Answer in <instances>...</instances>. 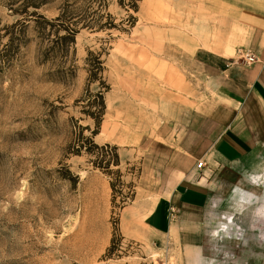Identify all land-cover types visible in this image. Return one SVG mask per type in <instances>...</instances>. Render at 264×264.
I'll list each match as a JSON object with an SVG mask.
<instances>
[{
  "label": "rangeland",
  "instance_id": "rangeland-1",
  "mask_svg": "<svg viewBox=\"0 0 264 264\" xmlns=\"http://www.w3.org/2000/svg\"><path fill=\"white\" fill-rule=\"evenodd\" d=\"M34 1L0 0V264H164V254L149 260L119 224L138 191L148 196L140 188L146 110L159 116L173 90L183 105L197 99L201 109L205 85L195 94L173 80L194 77L198 63L190 56L204 40L232 45L231 56L244 59L239 0H140L137 11L107 0L118 25L80 28L68 51H47L54 32L26 14L36 9L51 18L67 0ZM130 12L138 16L133 26ZM98 92L105 108L93 134L96 119L87 110L97 109ZM81 135L98 146L84 139L76 152ZM114 146L119 159L121 150L130 159L115 164ZM101 160H111L107 170L95 164ZM233 221L211 254L264 264L261 220L241 213ZM169 258L165 264H174L177 254Z\"/></svg>",
  "mask_w": 264,
  "mask_h": 264
},
{
  "label": "crops",
  "instance_id": "crops-1",
  "mask_svg": "<svg viewBox=\"0 0 264 264\" xmlns=\"http://www.w3.org/2000/svg\"><path fill=\"white\" fill-rule=\"evenodd\" d=\"M238 7V21L248 30L239 52L256 59L246 63L231 56L232 45L214 47L206 39L190 56L198 63L194 77L173 80L195 94V86L205 85L201 109L197 99L183 105L173 90L159 116L146 110L140 188L148 196L138 191L119 224L151 261L164 254L165 264L176 253L174 264H245L214 257L221 243L216 236L241 213L259 218L264 229V0H239ZM128 155L121 150L120 159ZM259 242L264 245V237Z\"/></svg>",
  "mask_w": 264,
  "mask_h": 264
},
{
  "label": "trees",
  "instance_id": "trees-1",
  "mask_svg": "<svg viewBox=\"0 0 264 264\" xmlns=\"http://www.w3.org/2000/svg\"><path fill=\"white\" fill-rule=\"evenodd\" d=\"M48 0H38L33 2V6H40V4L47 2ZM83 1V0H82ZM119 3L125 7L128 11L133 9L137 11L139 9V1L140 0H118ZM108 2L107 0H84L83 4H77L76 0L70 2L67 0L65 4H63L60 8V12L51 18L47 17L45 14L38 13L36 9H34L31 13H26L30 15H36L38 18V24L41 27L48 24L54 32L55 36L52 38V42L47 51L52 50H62L68 51L71 47V44L76 42V36L81 31L80 28L88 27L91 29H105V28H114L118 24L115 22V17L111 12L107 10ZM28 12V10H24ZM138 16L134 12H130L129 17L126 19L129 23V26H133L137 21ZM90 54H93L90 51ZM93 60L96 62L102 63L100 56H96ZM97 75L96 72H93L91 69V77H95ZM97 96V100L91 101V104L97 106V109L90 110L88 109L89 113H91L94 118L96 119V129L93 130V134H97L99 132V126L101 124V118L105 108V99L104 94L102 92L95 93ZM82 138H79L78 146L76 147V152L82 151L83 147H85L86 141L93 143L94 145L98 146L97 143L94 142L92 135H81ZM81 141V142H80ZM114 150L112 151V157L115 164H120L119 154L117 152V146H114ZM104 148V147H102ZM107 153H111V151L107 150ZM105 160V159H104ZM110 161L107 160L104 163L102 160L98 161L97 164L101 168H109ZM104 163V164H103ZM69 171V170H68ZM115 170L108 169V172H114ZM116 173L120 175L119 170H116ZM112 187L115 188L114 181L111 182ZM115 190V189H114Z\"/></svg>",
  "mask_w": 264,
  "mask_h": 264
},
{
  "label": "built area",
  "instance_id": "built-area-1",
  "mask_svg": "<svg viewBox=\"0 0 264 264\" xmlns=\"http://www.w3.org/2000/svg\"><path fill=\"white\" fill-rule=\"evenodd\" d=\"M243 57H244V60H245L246 63H250V62H252V61H254L256 59L255 55L252 52H249V51L245 55H243ZM197 165L199 167H202L203 160H199Z\"/></svg>",
  "mask_w": 264,
  "mask_h": 264
}]
</instances>
